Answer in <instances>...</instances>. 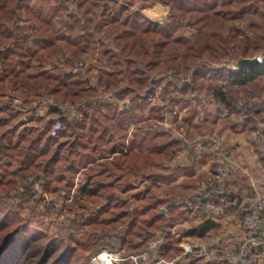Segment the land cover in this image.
Returning a JSON list of instances; mask_svg holds the SVG:
<instances>
[{
  "label": "trees",
  "instance_id": "1",
  "mask_svg": "<svg viewBox=\"0 0 264 264\" xmlns=\"http://www.w3.org/2000/svg\"><path fill=\"white\" fill-rule=\"evenodd\" d=\"M50 1L40 0L41 6L36 12L31 0H0V264H86L104 246L123 248L126 241H133L137 237L146 248L150 238L156 236L158 239L153 231L162 233L168 221L160 208L153 218L155 221L151 220L145 225L140 223L134 230L129 228L132 233L127 238L130 239L126 240L125 233L118 234L120 228L128 225L132 213L126 210V199L120 198L115 192H107V185L111 183L106 182V179L112 176L115 169L103 158H96L95 148L102 139L106 141L111 138L112 134L108 133L110 129L104 125V121L110 122L114 128H124L126 120L131 117L127 109L130 103L123 102V107L110 115L102 113L99 107L101 102H97L94 97L101 91L103 84L110 87L120 75L129 82L119 92L120 97L133 85L139 88L150 87L151 74L142 68L138 53H124L128 43L136 40L143 32L161 33L168 38L189 16L208 18V24L213 25L221 15L232 17L238 12L249 10L264 13V0H201V5L190 12L186 7L187 0H162L168 6L169 14L166 21L158 23L140 13V8L145 4L140 8L128 9L119 0H54L58 3V11L72 13V20L65 19L62 27L57 28L49 18L51 14L47 16L43 12ZM257 1H260L262 8L258 9ZM104 27L113 33L110 36L113 44L116 43V47L106 48V70L98 75L93 85L86 83L78 86L70 83L74 66H78L82 53L91 41L102 39L100 31ZM263 28L264 19L255 21L249 34L234 37V45H231L229 35L216 31L205 32L202 39H198L210 52L222 49L225 60L254 57L264 49ZM131 32L135 37H132ZM61 39L69 43L70 55L59 58L56 73L23 72L33 58L45 61L46 56L61 51L58 45ZM65 68H69L68 71ZM7 79L13 82L14 87L17 83L33 86L39 96H54L56 102H66L67 107L61 109L59 105L49 103L48 117L43 124L28 125L21 114L30 105L23 102L18 106L4 96L5 86L1 83ZM229 79L232 84L214 90V97L222 109L236 110L233 101L238 96L237 86L243 90L247 103L254 97L253 94H259L264 104V60L253 66H242L239 70L232 68ZM72 108L82 110V118H78ZM262 110L263 107H252L246 115L254 118ZM37 112L38 108L32 110L31 114L42 118ZM247 116L245 121H249ZM58 118L63 127L57 136H51L50 128ZM119 139L123 144L122 135ZM88 140H95V143ZM262 143L264 147V139ZM80 147H83L84 153L77 150ZM150 147L168 162L177 152L186 148L187 143L180 138H166L160 142L153 141ZM114 150L112 148L109 152ZM80 171L86 175L76 186V176ZM153 178L164 181L170 175L156 174ZM84 191L90 196L97 194L106 199L100 203L97 211L76 213L70 217L68 224L59 223L56 230H52L47 214L61 211L68 197H77L79 192ZM205 195L203 192L196 200H184L196 203L203 200ZM110 206L124 208L116 211L114 217L107 221L104 215L101 217L98 213L103 214ZM39 207L43 208L40 212L33 215L30 213L36 212ZM262 246H248L246 249L251 255ZM217 258L218 254L214 259ZM205 259L197 264L219 262H208Z\"/></svg>",
  "mask_w": 264,
  "mask_h": 264
},
{
  "label": "rangeland",
  "instance_id": "2",
  "mask_svg": "<svg viewBox=\"0 0 264 264\" xmlns=\"http://www.w3.org/2000/svg\"><path fill=\"white\" fill-rule=\"evenodd\" d=\"M186 2L189 12L191 9L196 10L198 5H201V0H187ZM40 3V0H31L32 8L36 12L38 11L37 8L41 6ZM119 3L124 4L128 9L140 8L142 4H145L139 11L153 22L161 23L166 21L169 14L168 6L162 0H119ZM56 4L58 5L57 2L51 0L43 12L47 16L51 14L49 18L55 22L57 28H61L62 21L65 19L72 20V13L66 14L61 10L58 11ZM256 4L258 5V9L262 8L260 1H257ZM262 19H264V13L249 10L238 12L232 17L221 15L213 25H210L207 22L208 18H196L194 15L184 20L183 24L168 38L164 37L161 33L143 32L136 37V40L128 43L124 53H129L130 55L138 53L142 68L151 74L152 82L150 83V87L139 88L138 85H133L134 87L128 88L127 92L123 93L124 95L120 97L119 92L121 89L129 85V82L120 75L117 77V80L114 79L115 81L112 85H109L110 87L101 84V91L98 92V95L96 94L94 99L97 102H101L99 107H101L102 113H109L110 115L116 109H121L123 102L130 103L127 109L132 118L126 120L124 128H114L107 121H104V125L109 127V132L112 135H116L117 141L120 140L121 135L123 141H129L130 138L128 139L127 136L131 137L135 132L140 134L143 136V147L139 148V146L135 147L134 145L132 148H123L113 153L109 152L108 141L110 139H106V141L102 139L101 143L99 142L97 145V149H95V154L98 160L103 158L102 160L108 162L115 169L112 176L106 179V182L111 183L109 186L107 185V192H115L120 198L126 199V210L128 209L132 213V219H130L128 225L118 230L119 235L125 233L126 240L130 239L127 238L132 233L129 228H133L134 230L140 223L145 225L151 220L155 221L153 218L158 214V208H160V212L161 208H165V213H161L168 216V221L164 224L162 233L157 230L153 231L158 236V239H156V236L150 238L146 248L144 243L136 237L133 241H126L123 248L111 249L107 246L100 248L91 257V261L86 264H95V256L104 251H113L119 254L121 259L118 260V264H126L128 261L134 264V262L126 257L131 253H140L146 249H149L145 252H148L150 264H154L159 259H164L168 262L173 260H175L174 262L180 260L184 262L185 259V262L189 261L191 264H197V262L202 261L204 258H206L205 260L208 259V261L211 259L210 257L200 259L198 257L200 254L197 252L196 247L193 255L190 256L192 252H184L183 246L191 243L190 241L193 243V241L199 239L207 242L209 237L219 239L223 225L217 223L204 237L199 238L197 235H194L201 232V226L198 223L201 221L202 216L213 212L205 213L200 209L189 208L188 204L192 202L184 200V193L187 192L188 186L195 187L200 192L203 181L208 182L209 186L216 191L230 190L229 183L227 182L230 173L226 150H232V148L231 145L222 148L224 144L220 138L224 141L228 139L232 142L234 140L238 141L237 137L244 139L246 145L252 148V152L255 153L259 161V167L256 168V171L260 173L258 178H264V163L262 162V159H264V147L262 146L264 139V104L259 94H253L254 97L250 100V104L249 101L247 103L243 90L237 86L236 93L238 96L233 101L236 110L225 111L222 109L220 103L214 97V90L217 87H225L232 84L229 78L231 69L237 59H223L224 54L222 49L210 52L204 48L205 44L201 43V40L198 38L202 39L205 32L216 31L229 35L231 37V45H234L233 39L236 35L242 37L244 34H249L254 27L255 21H261ZM108 33L107 28L104 27L100 31L102 39L90 42L87 50L82 53L78 66L76 65L73 68L74 74L69 80L70 83L82 86L86 83L93 85L97 82L98 75L106 70L105 63L108 57L106 48L116 47V43L113 44L114 42L111 39L113 33ZM131 33L127 34L131 35ZM132 37H135L134 33H132ZM132 37L130 39H133ZM195 40L196 42L194 43ZM58 43L61 51L54 53L52 56H46L45 61L33 58L23 72L25 74L40 71L44 73H56L58 70L56 64L59 58L70 55L69 43L64 39L59 40ZM117 46L121 47V45ZM232 51L233 48H231ZM259 55L264 58V49L257 53L256 56ZM65 69L68 71L69 68ZM1 84L5 86L4 96L11 99L16 105L20 106L23 102L29 103L28 109L21 114L28 125L38 126V124H43L44 120L48 117L47 111L51 103L52 105L62 106L67 104L66 102H56L57 99L54 96H39L36 88L33 86L18 85L20 83H17V86L14 87L13 82L10 83L8 79L5 83ZM42 89L46 92L44 87ZM240 102H244L245 105H240ZM31 107L34 109L38 108L37 113L39 116L42 115L40 116L42 118L33 116L31 113L34 109ZM252 107H263L262 113L256 116L257 118H250L246 115L248 109ZM87 111L90 112V108ZM96 115L102 120L101 115L98 113ZM246 116L249 117V121L244 120ZM166 138H180L187 143L189 149L198 154L206 151L208 142L215 145L216 151L212 157V164L209 168L210 172L207 170L206 174L202 173L199 177L193 179L183 178V181L191 180L192 186L187 184V182H181V180H179L181 185H176L177 181L174 180L178 177L175 175L174 167L168 166L165 163L166 160L160 155L155 154L150 147L153 141L160 142ZM88 141L95 143V140ZM234 147L235 149L238 147V142H235ZM77 150L81 153L85 152L83 147L77 148ZM219 156L226 169V175L224 178L221 177L222 181L217 184L212 179V174L213 169L217 166L216 159ZM78 165L80 168H83L81 163H78ZM186 171H189V169H186ZM146 173L149 174V177ZM156 174L170 175V178L164 181L158 178L154 179L153 176ZM85 175L82 171L77 174L76 186L85 178ZM76 186L73 188V192ZM256 190L249 197L230 191L232 194L240 196V198L243 197V202L244 199L246 201L249 198L251 202L249 205H246V208H249L253 203L256 193L261 192L264 194V189L256 188ZM198 195L201 194L193 193L187 195L185 199L192 198V200H196ZM72 196L64 201L61 211L57 213L49 212L47 214V219L50 221L49 225L52 230H56L59 223L68 224L70 217L76 213L97 211L101 206L100 203L106 199L105 196L100 197L97 194L90 196L85 191L79 192L77 197L73 198ZM120 208H124V206L114 208L110 206L103 214L100 212L98 214L101 217L104 215V219L108 221L114 217L116 211ZM41 209L43 208H36V212L30 213L33 215L37 211L40 212ZM233 209V206H231L225 208L222 213L221 211L219 212L226 216L225 214L228 211H233ZM246 215L247 212L241 219L244 220ZM100 216L97 218H101ZM100 223H104V221ZM85 226L87 227V224ZM154 239L157 241V246L151 248L148 245ZM128 247L131 249L128 250ZM226 251L230 253L238 252L237 249ZM225 252L218 254V257L223 264H230L224 257ZM248 252L249 250L246 249V256L251 258ZM141 264L146 263L143 262Z\"/></svg>",
  "mask_w": 264,
  "mask_h": 264
},
{
  "label": "crops",
  "instance_id": "3",
  "mask_svg": "<svg viewBox=\"0 0 264 264\" xmlns=\"http://www.w3.org/2000/svg\"><path fill=\"white\" fill-rule=\"evenodd\" d=\"M131 118L132 116L130 117V119ZM141 134L143 135L142 132ZM111 137L112 140L110 138V140L108 141V145L110 147L109 150H111L112 148L115 149L113 153L116 150H119L121 147L125 149L128 147L132 148L134 145L135 147L139 146V148L143 147V136H141L136 132L133 133L131 137L127 136V138L130 139L129 141L128 140L123 141V144H121L120 141L117 142L116 135H111ZM236 139L238 141L234 140L232 142L231 140L227 139L226 141H224L222 138H220V140L224 144L222 148H224V146H229V145H231L232 148V150L231 149L226 150V152L228 153L227 159H228V168L230 173V175H228L227 182L229 183L228 186L231 191L237 192L242 196L249 197L252 196L255 191H257L256 188H260L261 190L264 189V178L263 179L258 178L260 173L256 171L257 170L256 168L259 167L258 165L259 161L256 158L255 153L252 152V148L246 145L245 143L246 141L241 137H237ZM144 141H146V139H144ZM235 142H238V147L236 149H235L236 146L234 147ZM207 144L208 147L205 149L206 151L202 153L198 154L197 152L186 147L180 150L179 152H177L170 161L165 162L171 168L174 167V172H176L175 175L176 177H178L175 180L173 179L174 181H177L176 185H181L179 183V180H181V182L183 183L187 182V184H190L192 186L193 183L190 179H189L190 181H183V178L193 179L195 177H199L202 173L206 174L207 170L208 172H210L209 168L212 164V157L215 154L216 148L215 145L210 144V142H208ZM95 149H97V147ZM186 169H189V171H186ZM147 175L149 177V174ZM194 189L195 187L188 186L187 192L184 193L185 194L184 199L185 197H187V195H191L193 193L194 194L199 193L197 189L195 190ZM242 200L243 197H241L240 201ZM250 202L251 200H249V198L246 201L244 199V202L242 201L243 203L242 207L236 204L237 208L233 209V211H228L225 214L226 216L220 214V212L217 210L209 215L202 216L201 221L198 223V225L201 226V232L200 234H194V235H197V237L199 238L204 237L206 233L210 232L213 229V227L217 223H219L223 225L221 229L222 232L220 234L221 237H219V239L216 238L213 239L209 237L207 242H203L199 238H198L199 240L193 241V243L192 241H190L191 244L193 245V250L191 251L192 253H190V256L193 255L194 249L197 248V252L200 254L198 255V257L200 259L204 257H210L211 259H209L208 262L219 261L218 264H223V262H221L219 258L214 259V257L217 256V254L223 253V251L236 249L238 245L242 241H244L247 232L243 227L242 224L243 219H241V217L242 216L244 217L246 213L245 207L246 205H249ZM199 245H201L202 248ZM250 257L254 264H264V245L261 248L259 247V250L251 254ZM185 261L186 260L184 259V262ZM179 262L184 263L182 260H180Z\"/></svg>",
  "mask_w": 264,
  "mask_h": 264
},
{
  "label": "built area",
  "instance_id": "4",
  "mask_svg": "<svg viewBox=\"0 0 264 264\" xmlns=\"http://www.w3.org/2000/svg\"><path fill=\"white\" fill-rule=\"evenodd\" d=\"M260 62H263V57L258 56ZM250 104V102H249ZM240 105H245L244 102H240ZM61 109H66V105L62 106L59 105ZM72 111L77 114L78 118H81L82 116V110L72 108ZM62 121L60 118L56 119L51 128H50V135L51 136H57L62 129ZM217 166L213 169L212 179L219 184L220 181H222V178L226 175V169L223 165V161L221 160V157L219 156L216 159ZM222 177V178H221ZM205 192V198L201 201H198L196 204L195 202L189 203V208L194 209H200L201 211L205 213H210L214 211H224L225 208H229L233 206V208H237L236 204L238 206L243 205L242 202H240L241 198L240 196H237L235 194H232L230 190L226 191H216L212 189L208 182L203 181L200 194ZM234 193V192H233ZM244 208V207H243ZM246 208V207H245ZM245 211L247 212V215L245 216L243 220V227L245 228L246 232H248L245 236L244 241H242L237 249V253H230L229 251H223L225 252V259L230 264H254L251 260V258L247 257L245 254V250L248 246H258V245H264V194L261 192H258L254 195L253 203L249 208H246ZM151 248H154L157 246V241L151 240V242L148 245ZM184 252L189 253L193 250V245L191 243H187L183 246ZM100 254H98L96 257H98ZM95 257V258H96ZM126 258H129L134 264H141V263H149V256L148 252H140V253H131ZM179 258V257H178ZM121 259V258H120ZM119 259V260H120ZM95 260V259H94ZM175 260L168 262L164 259H159L155 261L154 264L158 263H168V264H191L188 262L181 263L179 261L174 262ZM193 264V263H192Z\"/></svg>",
  "mask_w": 264,
  "mask_h": 264
},
{
  "label": "bare ground",
  "instance_id": "5",
  "mask_svg": "<svg viewBox=\"0 0 264 264\" xmlns=\"http://www.w3.org/2000/svg\"><path fill=\"white\" fill-rule=\"evenodd\" d=\"M106 250V249H105ZM96 257V256H95ZM120 255L117 253L104 251L100 253L98 257L95 258V264H118Z\"/></svg>",
  "mask_w": 264,
  "mask_h": 264
},
{
  "label": "water",
  "instance_id": "6",
  "mask_svg": "<svg viewBox=\"0 0 264 264\" xmlns=\"http://www.w3.org/2000/svg\"><path fill=\"white\" fill-rule=\"evenodd\" d=\"M260 63L258 56L254 57H239L235 62V65L232 67L235 70H239L242 66H253ZM161 212L165 213V208H161ZM201 248L202 246L199 245Z\"/></svg>",
  "mask_w": 264,
  "mask_h": 264
}]
</instances>
